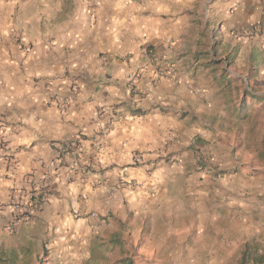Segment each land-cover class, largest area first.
<instances>
[{
  "label": "clouds",
  "instance_id": "clouds-1",
  "mask_svg": "<svg viewBox=\"0 0 264 264\" xmlns=\"http://www.w3.org/2000/svg\"><path fill=\"white\" fill-rule=\"evenodd\" d=\"M0 264H264V0H0Z\"/></svg>",
  "mask_w": 264,
  "mask_h": 264
}]
</instances>
